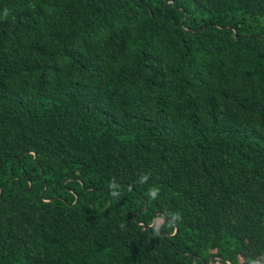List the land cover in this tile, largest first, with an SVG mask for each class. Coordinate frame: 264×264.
Segmentation results:
<instances>
[{
    "label": "trees",
    "instance_id": "16d2710c",
    "mask_svg": "<svg viewBox=\"0 0 264 264\" xmlns=\"http://www.w3.org/2000/svg\"><path fill=\"white\" fill-rule=\"evenodd\" d=\"M0 264H264V0H0Z\"/></svg>",
    "mask_w": 264,
    "mask_h": 264
},
{
    "label": "water",
    "instance_id": "95a60500",
    "mask_svg": "<svg viewBox=\"0 0 264 264\" xmlns=\"http://www.w3.org/2000/svg\"><path fill=\"white\" fill-rule=\"evenodd\" d=\"M32 154H33V158H34V153L32 152ZM145 208H143V209H141L140 211H142V210H144ZM209 261H210V263H212V261H213V257H211L210 259H209Z\"/></svg>",
    "mask_w": 264,
    "mask_h": 264
}]
</instances>
